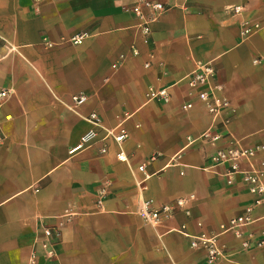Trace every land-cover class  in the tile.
<instances>
[{
    "label": "crops",
    "instance_id": "1",
    "mask_svg": "<svg viewBox=\"0 0 264 264\" xmlns=\"http://www.w3.org/2000/svg\"><path fill=\"white\" fill-rule=\"evenodd\" d=\"M140 1L0 0V86L13 90L0 116V264H208L193 236L219 234L247 213L252 195L240 178L227 185L221 168H209L226 140L203 137L214 118L200 101L183 108V78L197 60L212 61L237 107L230 131L264 143V0H154L168 10L149 42L130 10ZM240 4L241 13L229 10ZM244 19L261 29L244 38ZM166 86L170 101L148 99L149 87ZM79 94L87 100L77 105ZM94 111L107 127L128 129V162L115 143L100 154L103 133L78 147ZM177 198H191L190 215L153 225L135 212L142 199L158 208ZM252 218L244 231L264 237V204ZM59 220L62 237L49 253L39 241ZM218 239L230 258L216 264H264V246L244 250L233 232Z\"/></svg>",
    "mask_w": 264,
    "mask_h": 264
},
{
    "label": "built area",
    "instance_id": "2",
    "mask_svg": "<svg viewBox=\"0 0 264 264\" xmlns=\"http://www.w3.org/2000/svg\"><path fill=\"white\" fill-rule=\"evenodd\" d=\"M245 1V0H243ZM245 8V4L229 6V10L239 14ZM134 17L138 20L145 42L150 41L152 24L156 22L167 10L168 6L160 1L142 0L130 8ZM261 29L257 21L244 19L242 22V35L248 38ZM88 33H80L71 38L74 44L82 43ZM45 44L52 47L54 42L46 39ZM133 53L138 54V50L133 48ZM124 55H121L123 58ZM119 67V63L115 64ZM217 70L212 61L197 60L195 68L186 74L183 81L188 85L187 98L183 104L184 109H190L196 101L205 104L209 113L214 118L213 126L203 134V137L216 142L226 140V144L217 148L210 156L209 168L217 170L221 168L219 174L225 178L227 185H233L240 178L242 183L248 188L252 195V202L247 206V213L232 217L227 223L221 224V232L216 235L201 234L193 236L192 246L203 247L207 253V263L216 264L224 259H229L227 247L220 243L218 237L225 232H233L240 239L241 247L244 250L260 248L264 246V237L258 238L251 232L244 231L243 227L253 221L252 212L255 207L264 204V143L246 144L242 139L235 137L229 127L237 113V107L226 95L222 83L217 80ZM13 93L7 86H0V116L3 106ZM147 96L153 101H170L173 97L169 87H149ZM87 100L84 94L74 95L73 101L78 105ZM11 116L8 115L7 119ZM86 120L91 124V128L83 135L81 144L78 147L90 146L98 140L103 133V144L100 147V154L109 152L112 143L118 145L120 150L117 158L120 161L128 162L129 156L124 151L122 145L129 138V131L119 124L114 128L105 125L102 116L94 111L90 113ZM216 130L215 133L212 131ZM6 142V135L0 121V146ZM158 155L150 156L151 160L157 159ZM139 170H145V164L139 166ZM144 180L137 181V186L144 190L147 188ZM193 197V196H192ZM191 198H177L172 202L163 204L156 208L153 199H142L136 213L149 224L156 225L165 218L173 217L177 211L183 210L190 215L189 202ZM71 213L66 212V219ZM63 216V218H65ZM201 225V223H199ZM65 220H59L56 224L44 228V235L40 238L39 244L47 252H53V246L62 237ZM35 254L31 256L34 263Z\"/></svg>",
    "mask_w": 264,
    "mask_h": 264
}]
</instances>
